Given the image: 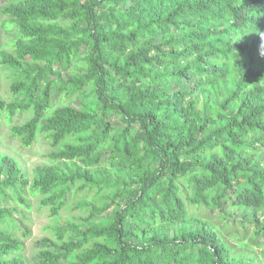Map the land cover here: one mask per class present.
<instances>
[{
  "label": "trees",
  "instance_id": "1",
  "mask_svg": "<svg viewBox=\"0 0 264 264\" xmlns=\"http://www.w3.org/2000/svg\"><path fill=\"white\" fill-rule=\"evenodd\" d=\"M4 2L13 37L0 63L12 75L0 124L31 110L11 136L62 147L32 182L1 158L0 264H254L223 233L248 238L250 223L264 246V0ZM79 54L85 72L63 78ZM92 189H111L114 210L92 204L57 252L41 239L29 262L17 206L39 196L56 216Z\"/></svg>",
  "mask_w": 264,
  "mask_h": 264
},
{
  "label": "rangeland",
  "instance_id": "2",
  "mask_svg": "<svg viewBox=\"0 0 264 264\" xmlns=\"http://www.w3.org/2000/svg\"><path fill=\"white\" fill-rule=\"evenodd\" d=\"M5 5L4 0H0V11ZM3 16L0 13V19ZM13 29L6 30L0 23V44L3 49H11ZM259 41V39H257ZM85 54H79L73 61L70 68L66 71H60L63 78H67L69 74H83L85 72ZM59 70V69H58ZM12 75L11 69L8 66H4L0 63V94L4 95L8 93V87L10 84V77ZM92 87L87 86L85 91L88 93V97L92 98L93 94L90 93ZM56 92V89L53 91ZM5 97V96H4ZM8 99L11 96L8 94ZM77 100V99H76ZM71 100L64 99L56 101L54 107L68 104ZM78 101V100H77ZM31 115V110L23 113L22 115H16L11 124H6L4 121L0 124V160L4 156L14 159L22 172L25 174V178L32 182L35 178L36 169L42 166L60 164L58 161L50 156L54 151L59 150L62 146H52L49 142L42 137L37 136L35 142L30 147H22L17 138H13L10 134V127L14 123L24 122ZM114 125H118V121H112ZM103 157V161L100 163V167L110 168V163L106 160L108 158ZM69 163V162H68ZM111 189H107L103 194H97L95 189L88 192L85 200H79L81 193L77 194L76 198H72L70 195L67 198L66 206L56 216H50V210L47 206L39 205V196H28L27 200L30 204V208L17 206V210L20 214H15L16 217V229L18 236L25 228L29 229L30 234L25 238V250L23 252L24 257L30 262L37 255L41 239H49L50 248L55 252L58 251L60 243L68 238L70 230L65 229L69 225H82L86 216L91 214V205L100 202L103 199L108 204V208L104 210L103 214L107 215L114 210L116 204L112 202L109 196ZM87 203L86 205L84 203ZM10 205V204H8ZM227 212L231 215L240 218L241 210L236 211L233 208H226ZM200 212H203L202 210ZM227 219L222 220V224ZM20 227V228H19ZM246 227L249 228L248 238L238 239L233 237L234 227L229 225L227 231L224 234V239L229 244L231 254L236 258H246V260L254 261V264H260L264 262V246L252 243L250 238L254 236V227L250 223H246ZM238 228H240L238 226ZM62 233L63 237L60 239L57 234ZM250 237V238H249ZM71 259H60L59 264H70Z\"/></svg>",
  "mask_w": 264,
  "mask_h": 264
}]
</instances>
